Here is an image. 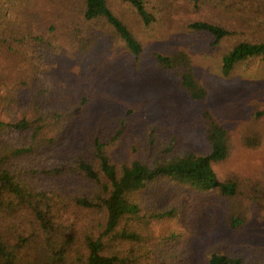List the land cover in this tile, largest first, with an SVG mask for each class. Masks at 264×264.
I'll return each mask as SVG.
<instances>
[{"label": "trees", "instance_id": "trees-1", "mask_svg": "<svg viewBox=\"0 0 264 264\" xmlns=\"http://www.w3.org/2000/svg\"><path fill=\"white\" fill-rule=\"evenodd\" d=\"M187 10L197 17L182 27L220 48L223 77L262 68L264 0H0V264H195L193 232L178 249L182 201L148 198L162 182L234 197L240 183L221 180L214 169L230 154L226 130L204 110L206 152L152 130L140 153L122 158L116 149L126 119L98 120L88 96L76 98L68 81L60 83L67 72L61 59L86 62L114 45L138 64L143 38ZM152 58L180 92L205 100L187 52ZM77 119L82 141L70 144ZM8 130L14 142L2 137ZM239 220L225 223L239 228ZM252 263L218 250L204 260Z\"/></svg>", "mask_w": 264, "mask_h": 264}, {"label": "rangeland", "instance_id": "rangeland-1", "mask_svg": "<svg viewBox=\"0 0 264 264\" xmlns=\"http://www.w3.org/2000/svg\"><path fill=\"white\" fill-rule=\"evenodd\" d=\"M197 16L181 13L173 25L143 38V54L135 64L119 46H111L86 62L70 63L61 59L62 80L72 87V96L85 94L91 99V116L101 119L124 117L128 126L116 151L124 158L139 151L143 135L150 131L177 139L184 147L206 152L202 112L209 111L226 130L230 154L214 169L221 180L234 179L240 189L232 198L216 192L196 193L166 182L157 183L148 198H168L170 204L182 201L176 230L181 231L178 249L191 239L195 264H204L208 252L239 253L252 264L264 260V62L249 74L229 78L220 72V48L210 49L204 35H192L182 27ZM187 52L194 64L199 83L207 91L203 102L184 95L175 83L153 65L152 53ZM68 81V82H67ZM77 119L66 141H82ZM2 137L14 142L12 130ZM50 161V160H49ZM237 217L239 228L228 226L226 217Z\"/></svg>", "mask_w": 264, "mask_h": 264}]
</instances>
